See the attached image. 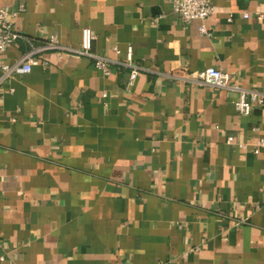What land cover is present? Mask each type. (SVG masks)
Instances as JSON below:
<instances>
[{"label": "crops", "instance_id": "crops-1", "mask_svg": "<svg viewBox=\"0 0 264 264\" xmlns=\"http://www.w3.org/2000/svg\"><path fill=\"white\" fill-rule=\"evenodd\" d=\"M209 1L210 36L173 0H0L4 62L88 27L110 70L45 50L0 84V264H264V105L184 79L264 94V0Z\"/></svg>", "mask_w": 264, "mask_h": 264}, {"label": "built area", "instance_id": "built-area-1", "mask_svg": "<svg viewBox=\"0 0 264 264\" xmlns=\"http://www.w3.org/2000/svg\"><path fill=\"white\" fill-rule=\"evenodd\" d=\"M172 12L178 16L183 22L187 23L192 20L200 21L201 24L198 27L200 34L210 36V31L205 27L203 22L210 17L214 8L209 0H173ZM24 11V4L18 3L15 10L9 11L7 9L0 8V84L7 78L13 76L14 73L21 71L22 73H28L31 67L38 63V59L35 55L38 52L45 50H53L57 52L74 53L80 56L88 57L92 59L94 67L99 70L102 75L107 76L110 73L109 61L101 56L94 55L91 52V44L94 38L91 30L88 27H84L81 30L80 47L78 49H72L64 47L58 43L56 35H51L39 47H32L30 50L23 53L18 59L12 63H6L2 60V55L6 51V48L13 44L17 39L22 38L20 33L14 29V19ZM243 17L246 18L247 14L244 13ZM230 18H228V21ZM132 49L127 48L126 63L129 67V83L131 84L137 77L140 67L132 64L131 61ZM198 85L210 86L213 88L224 89L237 93V99L234 102V108L236 112L245 116L249 114L252 104L259 106L264 105V94L251 89H243L230 81L228 73L221 71L215 67H208L195 76H189L184 78ZM12 91V90H11ZM105 97V94H103ZM232 137H227L226 143L232 142ZM260 142L252 149L254 154L258 153V148L262 146ZM237 147H245L243 144H238Z\"/></svg>", "mask_w": 264, "mask_h": 264}]
</instances>
